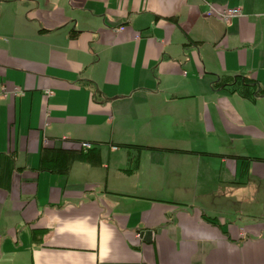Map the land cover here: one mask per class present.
Segmentation results:
<instances>
[{
	"label": "crops",
	"instance_id": "crops-1",
	"mask_svg": "<svg viewBox=\"0 0 264 264\" xmlns=\"http://www.w3.org/2000/svg\"><path fill=\"white\" fill-rule=\"evenodd\" d=\"M0 264H264V0H0Z\"/></svg>",
	"mask_w": 264,
	"mask_h": 264
},
{
	"label": "built area",
	"instance_id": "built-area-1",
	"mask_svg": "<svg viewBox=\"0 0 264 264\" xmlns=\"http://www.w3.org/2000/svg\"><path fill=\"white\" fill-rule=\"evenodd\" d=\"M241 13L239 7H223V8H218L212 3H206V9L204 11V14L206 16H215L221 21L228 22L232 18L238 16ZM120 30L123 29L122 27L119 28ZM79 146L86 150L90 149L92 147V143L88 141H80ZM115 148V147H114ZM140 235V233H138Z\"/></svg>",
	"mask_w": 264,
	"mask_h": 264
},
{
	"label": "trees",
	"instance_id": "trees-1",
	"mask_svg": "<svg viewBox=\"0 0 264 264\" xmlns=\"http://www.w3.org/2000/svg\"><path fill=\"white\" fill-rule=\"evenodd\" d=\"M235 84H238L245 90H249L252 96L260 95L261 93H263V89L258 86V83L255 80H251L250 78L239 74L230 76L225 81L219 79L213 83V85L215 86H235Z\"/></svg>",
	"mask_w": 264,
	"mask_h": 264
},
{
	"label": "water",
	"instance_id": "water-1",
	"mask_svg": "<svg viewBox=\"0 0 264 264\" xmlns=\"http://www.w3.org/2000/svg\"><path fill=\"white\" fill-rule=\"evenodd\" d=\"M151 232H152L151 230H145V231H143V232L140 233V234L143 236V238H144L145 240H148V238H149Z\"/></svg>",
	"mask_w": 264,
	"mask_h": 264
}]
</instances>
